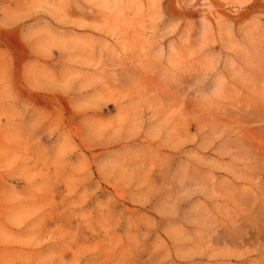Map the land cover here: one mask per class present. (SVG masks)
Wrapping results in <instances>:
<instances>
[{
    "label": "rangeland",
    "instance_id": "rangeland-1",
    "mask_svg": "<svg viewBox=\"0 0 264 264\" xmlns=\"http://www.w3.org/2000/svg\"><path fill=\"white\" fill-rule=\"evenodd\" d=\"M0 264H264V0H0Z\"/></svg>",
    "mask_w": 264,
    "mask_h": 264
}]
</instances>
